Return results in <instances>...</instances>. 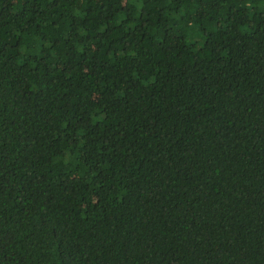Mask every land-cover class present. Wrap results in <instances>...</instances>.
<instances>
[{
    "label": "trees",
    "instance_id": "obj_1",
    "mask_svg": "<svg viewBox=\"0 0 264 264\" xmlns=\"http://www.w3.org/2000/svg\"><path fill=\"white\" fill-rule=\"evenodd\" d=\"M0 264H264V0H0Z\"/></svg>",
    "mask_w": 264,
    "mask_h": 264
}]
</instances>
